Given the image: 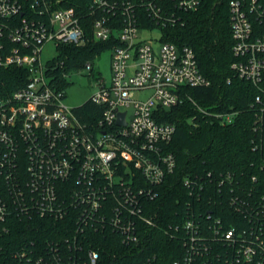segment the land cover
<instances>
[{
    "label": "built area",
    "instance_id": "2783aa9c",
    "mask_svg": "<svg viewBox=\"0 0 264 264\" xmlns=\"http://www.w3.org/2000/svg\"><path fill=\"white\" fill-rule=\"evenodd\" d=\"M202 1L91 0L93 41L110 42L113 53L111 79L96 81L87 101L97 108L88 115L64 102L62 81L74 71L92 73V62L58 78L64 62L56 56L44 62L41 55L48 42H87L76 10L61 0H0V70L27 72L11 92L0 83V236L15 220L63 223V235L15 249L16 264H104L93 235L108 234L129 247L157 226L150 201L177 167L169 149L176 126L160 121L158 110L186 98L209 110L183 91L209 84L194 49L166 40L163 32ZM229 10L236 57L231 67L257 90L250 103L259 134L253 146L264 150V0H230ZM158 29L153 42L141 37ZM148 89L151 96L136 97ZM121 113L124 122L118 123ZM213 113L229 123L238 112ZM232 183L227 173L215 189L229 208L224 219L214 209L197 212L208 184L184 177L183 219L170 227L183 254L172 264H264V199L241 196Z\"/></svg>",
    "mask_w": 264,
    "mask_h": 264
},
{
    "label": "trees",
    "instance_id": "16d2710c",
    "mask_svg": "<svg viewBox=\"0 0 264 264\" xmlns=\"http://www.w3.org/2000/svg\"><path fill=\"white\" fill-rule=\"evenodd\" d=\"M90 1L61 0L62 5L76 10L88 39L82 45L57 46L55 60L64 62L63 69L55 71L58 78L63 70H78L96 54L111 48L110 42L93 41ZM229 2L203 0L197 9L182 12L181 22L164 28L166 40L194 49L200 71L209 84L184 86L183 91L209 110L196 109L189 98L177 106L158 110L160 121H169L176 126L169 149L176 155L177 167L157 188V196L150 201L148 213L155 217L157 226L141 234L138 245L129 247L117 237L102 233L93 235L104 264H172L183 254L181 243L172 235L170 227L183 219L188 200L183 186L186 176H198L208 184L209 192L206 191L196 206L197 212L203 215L214 209L227 219L229 208L223 195L215 190L227 173L233 175L232 185L237 187V194L264 199V150L253 146L259 134L253 128L254 115L250 109L257 90L239 78L231 67L236 57L232 50ZM26 78L27 72L22 67L0 70V83L6 92L19 88ZM62 84L66 87L67 81ZM77 108L89 115L97 106L89 100ZM209 111L238 113L232 122L223 123ZM252 175L257 176L256 181L251 179ZM62 226L63 223L47 218L15 220L10 232L0 236V264H16L12 257L15 249L30 240L41 245L47 238L59 237L63 235Z\"/></svg>",
    "mask_w": 264,
    "mask_h": 264
},
{
    "label": "rangeland",
    "instance_id": "374dc122",
    "mask_svg": "<svg viewBox=\"0 0 264 264\" xmlns=\"http://www.w3.org/2000/svg\"><path fill=\"white\" fill-rule=\"evenodd\" d=\"M159 35V29L153 32H141V37L148 39L149 42H153V39L158 38ZM112 53V48H106L96 54L95 57L90 60L93 64L92 73H89L88 70H84L81 73L79 71H74V73L67 76L66 97L64 98L66 104L73 107L80 106L92 95L96 89L95 83L98 79L103 78L107 82L110 81ZM57 54L58 48L54 42H48L41 53L44 62L53 58ZM152 93L153 91L148 89L136 93V97L146 99L151 96Z\"/></svg>",
    "mask_w": 264,
    "mask_h": 264
},
{
    "label": "water",
    "instance_id": "95a60500",
    "mask_svg": "<svg viewBox=\"0 0 264 264\" xmlns=\"http://www.w3.org/2000/svg\"><path fill=\"white\" fill-rule=\"evenodd\" d=\"M125 113H121V119L118 120V123H123L124 120H123V117H124Z\"/></svg>",
    "mask_w": 264,
    "mask_h": 264
}]
</instances>
